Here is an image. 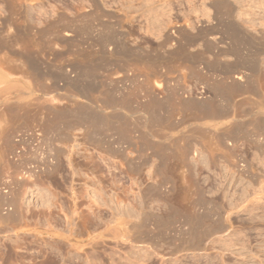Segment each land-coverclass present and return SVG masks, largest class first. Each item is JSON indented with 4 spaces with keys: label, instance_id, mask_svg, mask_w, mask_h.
<instances>
[{
    "label": "rangeland",
    "instance_id": "1",
    "mask_svg": "<svg viewBox=\"0 0 264 264\" xmlns=\"http://www.w3.org/2000/svg\"><path fill=\"white\" fill-rule=\"evenodd\" d=\"M8 1L0 193L100 212L95 262L264 264V0Z\"/></svg>",
    "mask_w": 264,
    "mask_h": 264
},
{
    "label": "bare ground",
    "instance_id": "2",
    "mask_svg": "<svg viewBox=\"0 0 264 264\" xmlns=\"http://www.w3.org/2000/svg\"><path fill=\"white\" fill-rule=\"evenodd\" d=\"M85 1H87V3H88V0H85ZM90 1L93 2V5L95 7V11H93L92 15H95V17H97L96 15L99 16L101 12H103L104 15H105L104 10L103 11L101 10L103 8L101 4H102V2L104 4L105 0H103V1L102 0H90ZM215 1L217 2L218 0H215ZM223 1H225V0H223ZM75 2L76 1H74V3ZM82 2L84 3V0H82ZM106 2L107 1H105V3ZM83 3H82V5H84ZM225 4H226V6L228 5V7H229L228 2H224V4L222 6H224ZM230 4H232V3L230 2ZM79 5H81V3H79ZM220 5L218 4V6H220ZM228 7H224V8L226 9ZM11 8H12V5H11ZM216 8H217V6H216ZM81 9H83V6H82ZM229 9L231 10L230 7L228 8V10ZM87 11L88 10H86V12ZM219 11L220 10H218V12ZM223 11H220L219 13H222ZM224 14L226 15L225 12H224ZM224 14L223 15L221 14L222 15L221 17H223ZM3 15L5 16V14L0 13L1 18H2ZM101 15H103V14H101ZM227 15H228V13H227ZM59 16H60V14H59ZM210 16H211V14H210ZM65 17H67V16H65ZM60 18H63L62 15H61ZM63 19H65V18H63ZM92 19H94V18H92ZM3 21L5 22V19ZM3 21H1V22H3ZM175 27H176L175 30H172L173 33L172 34L170 33L169 35H174L175 32L176 33L178 32V30H179L178 26H175ZM225 27H226V29H224V30L228 32V28H230V25L229 26L226 25ZM89 28H91V27H89ZM47 29H49V28H47ZM69 31H70V29H69ZM69 31L65 32L66 34H64V35L67 36V37H68V35L70 36V34H69L70 32ZM15 36H17V35H15ZM175 36H176V34H175ZM167 37H169V36H167ZM168 41H170V39ZM5 43H6V41H5ZM5 43H4V40H3V42H2V40H0V48L4 47ZM27 45H28V43H27ZM2 49H0V50H2ZM180 50L183 51L184 49L182 50V47L180 46L179 51L177 49L176 52L174 51L172 53L173 55L170 52V55H172L171 58L172 57L173 58L179 57L180 54L178 55V53H180ZM181 56L183 57L184 54L183 55L181 54ZM0 57H1L0 58V63H1L0 64V66H1L0 87L2 85L0 91H2L1 94L3 95V93L6 94L5 92L9 88V86L7 85V82L9 81V77H8V75L6 73V69H5L6 65H8L6 63H8V62H7L6 54H5V56L3 55V56H0ZM188 59H190V58H188ZM18 60H19V58H18ZM20 62H22V61H20ZM20 62H19V64H20ZM15 64H17V63H15ZM15 64H13V65H15ZM13 68H14V66H13ZM16 70H17V68H16ZM5 106H7V105L5 104ZM2 109L4 110V108H2ZM3 114H4V112H3ZM1 116H3V115L1 114L0 118H1ZM6 116H4V118L2 117L3 119L1 118V121L4 120ZM4 122H7V121L5 120ZM4 122H2V124H0V126H2L4 124ZM47 158H49V157L47 156ZM50 159H51V156H50ZM45 161L46 160H44V162H42L43 165L45 164L44 168L41 169L39 166L34 165L31 168L27 169L25 172H23V174H22L23 176H21V177L22 178L25 177V178H27L28 180L31 181L33 178L36 179V177H38V176L35 177V175L39 174L38 172H42V171L46 172L47 170L49 171L50 170L49 167H51V166L53 167V165L50 166L48 164L49 161H46V162ZM53 161H54V159H53ZM50 163H52V160L50 161ZM55 165H56V163H55ZM38 168H40V169H38ZM19 177H17V178L19 179ZM29 177H33V178L29 179ZM17 178H16V181L14 179L13 183L14 182H18ZM19 180L21 182V178ZM23 180H24V178H23ZM26 180H24V182H27ZM30 181H28L27 183H29ZM33 181L36 182V180H33ZM11 183H9V184H11ZM18 184H20V183L18 182ZM21 184H22V182H21ZM24 184H26V183H24ZM11 186L10 185H9V187L7 186L8 188L7 187L4 188L1 191V193H0V230H3V229L8 230L9 229V231H10L8 234L0 235V264H93V263L94 264L95 263L101 264L102 263L103 260L100 261V259L97 258V259H99V262H95V259H96V257H101L105 253V251L102 250V249H103V246H105V243H107L108 241L103 238V236H104L103 233L94 235L90 231L91 227L98 226L99 221L101 219H103V217L101 218L100 212H97V211H95L94 209H91V208L88 209V210H84V209H80L79 210V209H77L78 207H76V204L78 205L79 202L76 200L75 196L74 197L71 196L72 199L75 202L74 208H71V207L70 208L69 207L65 208L63 205L60 206L57 203H55L54 201H52V199L49 198V196L47 198V196L44 197V195H38L37 196L38 200H39V203L38 204L36 203L37 205L35 207H37L38 209L34 207L35 210H37V211L32 210L33 208L31 209V211H28L30 209H26V207H23L24 204H22L23 202H21L23 200V199L20 198L22 193L19 191L21 193V195L20 196L17 195L18 194L17 191L20 190V189H18V190L16 189L17 191H15L16 192V194H15L11 190ZM76 197H78V196H76ZM77 199L79 200V198H77ZM76 202H78V203H76ZM34 216H36L38 218L36 219ZM119 217H120V215H119ZM132 217H133V215L130 216V220L132 222L131 224L132 225L133 224L134 225L138 224L137 223L138 221H135V220L133 221V219H131ZM29 218H31V219L34 218V220L33 219L32 220L35 223L32 221L33 222V223L31 222L33 224L32 226L31 225L29 226V221H31V220H29ZM52 219H56L54 221L57 222V223L62 224L63 228L55 226L57 224H54V223H53L54 224V226H53L52 222H51ZM118 219L119 218H117L116 220H117V224H119V225L124 224V222H129L128 218H122L121 217L119 220ZM129 223H127V224H129ZM5 230H4V233H5ZM0 232L2 233V231H0ZM85 233H86V236L83 235ZM126 233H127V236H126L127 238L131 237L129 231H126ZM101 246H102V248L99 249ZM106 246H107V244H106ZM104 249H106V248H104ZM100 250L102 252L104 251V253H100L101 252ZM100 254H102V255H100ZM103 257H105V256H103ZM103 263H104V261H103ZM113 263H115L114 259L111 262V264H113Z\"/></svg>",
    "mask_w": 264,
    "mask_h": 264
},
{
    "label": "crops",
    "instance_id": "3",
    "mask_svg": "<svg viewBox=\"0 0 264 264\" xmlns=\"http://www.w3.org/2000/svg\"><path fill=\"white\" fill-rule=\"evenodd\" d=\"M242 72H244V71L242 69H239L237 71H234L232 75H225V76H223L224 72H220V73H217V76L216 77H218V78H224L225 82L227 81V83L233 82V81H238L239 82V79L237 80L236 78H238L239 76H241V73ZM240 83H241V81H240Z\"/></svg>",
    "mask_w": 264,
    "mask_h": 264
}]
</instances>
